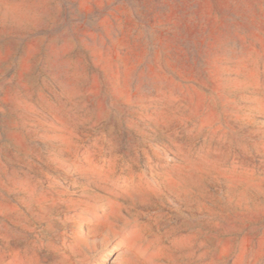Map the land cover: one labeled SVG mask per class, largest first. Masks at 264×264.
Segmentation results:
<instances>
[{
    "label": "rangeland",
    "instance_id": "374dc122",
    "mask_svg": "<svg viewBox=\"0 0 264 264\" xmlns=\"http://www.w3.org/2000/svg\"><path fill=\"white\" fill-rule=\"evenodd\" d=\"M0 264H264V0H0Z\"/></svg>",
    "mask_w": 264,
    "mask_h": 264
}]
</instances>
